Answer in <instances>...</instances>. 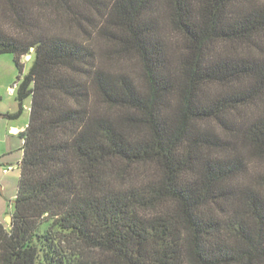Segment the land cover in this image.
<instances>
[{"label":"trees","instance_id":"trees-1","mask_svg":"<svg viewBox=\"0 0 264 264\" xmlns=\"http://www.w3.org/2000/svg\"><path fill=\"white\" fill-rule=\"evenodd\" d=\"M2 54L0 264H264V3L0 0Z\"/></svg>","mask_w":264,"mask_h":264},{"label":"rangeland","instance_id":"rangeland-1","mask_svg":"<svg viewBox=\"0 0 264 264\" xmlns=\"http://www.w3.org/2000/svg\"><path fill=\"white\" fill-rule=\"evenodd\" d=\"M264 3V0H257ZM32 56L20 59L23 72L28 70ZM18 68L13 54L0 56V221L6 222V217L13 209L19 177L18 163L21 158L20 139L18 133L23 131L28 123L30 99L22 103V112L15 119L7 118L19 111V104L15 97ZM10 217V216H9ZM11 222V221H10Z\"/></svg>","mask_w":264,"mask_h":264},{"label":"water","instance_id":"water-1","mask_svg":"<svg viewBox=\"0 0 264 264\" xmlns=\"http://www.w3.org/2000/svg\"><path fill=\"white\" fill-rule=\"evenodd\" d=\"M31 50H32V49H31ZM1 117H3V116H2V115H0V118H1ZM10 221H11V217L7 216V217H6V223H8V224H9V223H10Z\"/></svg>","mask_w":264,"mask_h":264}]
</instances>
